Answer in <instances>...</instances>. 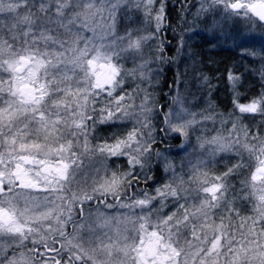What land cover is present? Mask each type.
Wrapping results in <instances>:
<instances>
[{
	"label": "snow or ice",
	"instance_id": "snow-or-ice-1",
	"mask_svg": "<svg viewBox=\"0 0 264 264\" xmlns=\"http://www.w3.org/2000/svg\"><path fill=\"white\" fill-rule=\"evenodd\" d=\"M0 264H264V0H0Z\"/></svg>",
	"mask_w": 264,
	"mask_h": 264
},
{
	"label": "trees",
	"instance_id": "trees-1",
	"mask_svg": "<svg viewBox=\"0 0 264 264\" xmlns=\"http://www.w3.org/2000/svg\"><path fill=\"white\" fill-rule=\"evenodd\" d=\"M216 58L217 59H222V58H228V59H230L231 57H230V54L227 53V52H219V55L216 56ZM221 67H223V65H221ZM171 75H172V73L169 72L168 73L169 79L171 78Z\"/></svg>",
	"mask_w": 264,
	"mask_h": 264
}]
</instances>
